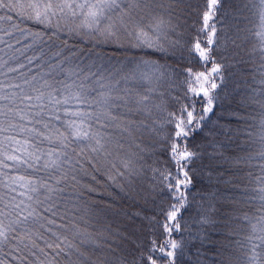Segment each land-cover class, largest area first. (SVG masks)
Instances as JSON below:
<instances>
[{"label": "snow or ice", "instance_id": "snow-or-ice-1", "mask_svg": "<svg viewBox=\"0 0 264 264\" xmlns=\"http://www.w3.org/2000/svg\"><path fill=\"white\" fill-rule=\"evenodd\" d=\"M0 10L19 21L0 35V264H264V0ZM108 189L139 204L131 232L88 224Z\"/></svg>", "mask_w": 264, "mask_h": 264}, {"label": "trees", "instance_id": "trees-1", "mask_svg": "<svg viewBox=\"0 0 264 264\" xmlns=\"http://www.w3.org/2000/svg\"><path fill=\"white\" fill-rule=\"evenodd\" d=\"M5 15H12L14 16L13 13H5L3 10H0V16H5ZM195 19V17L193 18ZM13 23H19L18 20H16L15 18L13 20H7V19H3L0 20V35H3V31L7 30V31H13L12 29V25ZM191 23V22H190ZM21 27H24V24H20ZM28 27L33 30L36 31L37 30V26L32 25L30 22L28 23ZM5 39L8 40L9 43H13L16 39H20L21 40V45H15L14 47H22L23 44L27 43L28 41H25L23 38H21L18 34H14V36L9 39L7 36H5ZM251 45H249L250 47ZM7 51V50H6ZM33 54V52L31 50L28 51L27 55L31 56ZM5 59H7V56H5ZM245 59H248L247 56H245ZM230 64H232L233 66L230 67L229 69L225 70V76H226V87H225V91H231L234 87H236L237 82L240 79V70H239V66L235 65V62L233 61H229ZM11 67H15V64H11ZM180 67H191L194 72H200V71H204V68L201 66V63L197 60V58L195 56H188L187 53H185V59L180 61ZM246 67H251V61L250 63L246 66ZM6 71V69H5ZM36 69L33 68V72L35 73ZM243 75L245 77L248 78V82L252 83L251 81V73L250 72H244ZM11 78V77H10ZM257 79H259L257 77ZM219 83V82H218ZM192 87H197L198 85L193 84L191 85ZM257 86V85H254ZM118 87L120 88H128V89H132L133 91H140V89L137 87V84L135 82H129L127 84L121 83L120 85H118ZM147 87V86H145ZM258 98V97H257ZM199 107V105H198ZM254 112L253 115L256 117L255 123L257 126V129L259 128V121L261 118V111L259 109V106L254 105ZM213 119H215V117H213ZM207 131V130H205ZM203 135V134H201ZM201 137L197 136V142H200ZM253 170L254 171H258V161H253ZM99 179V178H98ZM87 182V181H84ZM101 183H103V181H101ZM204 184H207V181H204ZM107 191L112 192V189H108ZM113 196L116 198L117 203L113 205L114 211L110 212L107 217L99 224H97L96 221H88L89 225H94L95 229H98L100 227H104V226H108L110 225L113 229L119 228L121 231H129L131 232L133 227L137 224H139V220H136L133 217V213L139 212L141 211V208L139 206V204L137 203L136 200H133L131 197L128 196H124L122 194L119 193V191H115L112 192ZM97 197H93V199H96ZM108 202V201H106ZM255 208H259V204L257 203L255 205ZM247 210V209H245ZM252 214V213H250ZM85 220H87V217H85ZM81 227H85V225H81ZM94 227L89 226L87 228V230L89 232H93ZM214 239H219V237H213Z\"/></svg>", "mask_w": 264, "mask_h": 264}]
</instances>
